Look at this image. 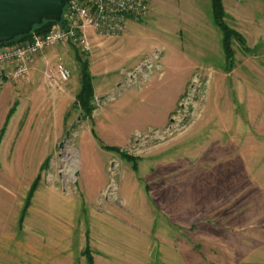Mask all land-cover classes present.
Instances as JSON below:
<instances>
[{"label":"rangeland","instance_id":"obj_1","mask_svg":"<svg viewBox=\"0 0 264 264\" xmlns=\"http://www.w3.org/2000/svg\"><path fill=\"white\" fill-rule=\"evenodd\" d=\"M146 1L120 35L40 52L29 82L5 74L0 264H264V0H222L249 48L232 70L211 0Z\"/></svg>","mask_w":264,"mask_h":264},{"label":"built area","instance_id":"obj_2","mask_svg":"<svg viewBox=\"0 0 264 264\" xmlns=\"http://www.w3.org/2000/svg\"><path fill=\"white\" fill-rule=\"evenodd\" d=\"M149 11L146 0H69L62 16L64 25H55L47 34L0 45V85L6 71L13 69L14 78L29 82L34 57L40 52L68 43L82 50L91 48L90 34L116 36L123 33L130 19ZM44 77L51 87L61 88L70 81L71 69L63 62L46 67Z\"/></svg>","mask_w":264,"mask_h":264},{"label":"trees","instance_id":"obj_3","mask_svg":"<svg viewBox=\"0 0 264 264\" xmlns=\"http://www.w3.org/2000/svg\"><path fill=\"white\" fill-rule=\"evenodd\" d=\"M211 6H212V13L214 22L217 24V26L222 31V46L223 50L226 56V60L229 62V70H232L235 66V58H234V49L233 45L237 41L240 43V45L246 49L249 50V48L246 46L244 37L237 32L235 29L231 28L224 20V17L226 16L224 4L222 0H211ZM55 25H64V21L56 22L52 20H44L42 24L35 25L32 32L27 35L19 36L9 42L1 43L2 44H10L16 40H22L25 38L30 37L33 33L45 35L47 34ZM77 59L81 61V89L79 93L76 96V102L75 106L81 110V113L84 117L91 116L94 110V104H93V98H94V88L92 86V77L88 66V60H82V56L80 55L81 52L77 50ZM123 156H126L129 158L130 156L123 153ZM93 258L90 257V263L93 264Z\"/></svg>","mask_w":264,"mask_h":264},{"label":"water","instance_id":"obj_4","mask_svg":"<svg viewBox=\"0 0 264 264\" xmlns=\"http://www.w3.org/2000/svg\"><path fill=\"white\" fill-rule=\"evenodd\" d=\"M68 1L0 0V44L31 33L44 20L61 22Z\"/></svg>","mask_w":264,"mask_h":264},{"label":"crops","instance_id":"obj_5","mask_svg":"<svg viewBox=\"0 0 264 264\" xmlns=\"http://www.w3.org/2000/svg\"><path fill=\"white\" fill-rule=\"evenodd\" d=\"M131 22H133L132 20H130ZM136 24V23H135ZM128 30V29H127ZM126 35H128V31H126V33L125 34H123V36H124V38H126L127 36ZM10 69L8 68V70H7V72H6V74L7 75H9V71ZM7 86V85H6ZM6 86H4V88H6Z\"/></svg>","mask_w":264,"mask_h":264}]
</instances>
